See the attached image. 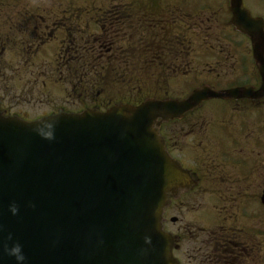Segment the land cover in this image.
<instances>
[{
	"label": "flooded vegetation",
	"instance_id": "flooded-vegetation-1",
	"mask_svg": "<svg viewBox=\"0 0 264 264\" xmlns=\"http://www.w3.org/2000/svg\"><path fill=\"white\" fill-rule=\"evenodd\" d=\"M43 1L38 14L28 7L22 14L4 13L0 5V42L16 43L0 45V110L6 113L12 108L8 93L26 103L34 91V105L49 107L36 117L77 112V50L93 63L131 69L135 79L141 70H154V84L165 71L184 69L190 86L261 85L252 38L264 33V0H93L92 12L81 15L76 0L59 8L58 0ZM51 42L59 65L40 56L21 61L23 52ZM193 56L208 61L193 70ZM32 75L45 80H30ZM214 102L222 105L217 114L208 107ZM162 136L189 177L164 213V228L179 237L173 250L179 264H264V94L203 102L165 124Z\"/></svg>",
	"mask_w": 264,
	"mask_h": 264
},
{
	"label": "water",
	"instance_id": "water-1",
	"mask_svg": "<svg viewBox=\"0 0 264 264\" xmlns=\"http://www.w3.org/2000/svg\"><path fill=\"white\" fill-rule=\"evenodd\" d=\"M263 92L264 80L256 94ZM239 93L252 92L204 86L181 101L149 99L34 122L0 114V264H14L5 243H19L26 264H176L161 213L185 176L167 155L159 125L202 100Z\"/></svg>",
	"mask_w": 264,
	"mask_h": 264
},
{
	"label": "rangeland",
	"instance_id": "rangeland-1",
	"mask_svg": "<svg viewBox=\"0 0 264 264\" xmlns=\"http://www.w3.org/2000/svg\"><path fill=\"white\" fill-rule=\"evenodd\" d=\"M261 8L264 10V7H261ZM35 51L36 50L33 49V52H35ZM45 51H48L50 53V55L45 58L46 60H44L43 63H55V58H54V54H53L54 45L49 44L47 50H45ZM25 57H26L27 61H29V59L34 60L37 57V54H34L31 56V54L28 53L27 55H25ZM196 58H197L196 56H193L194 64L192 67H193V70H195V69L200 70L201 66L203 64H206L208 59L206 61H203L202 62L203 64H202V63H200V61L198 62L196 60ZM212 58L213 57L209 58V60L212 61ZM46 67L47 66L45 65V68ZM29 74H31V73H29ZM28 78L30 80H32L33 76H29ZM202 78H206V77H202ZM210 78H212V77L210 76ZM208 81H213V80L210 79ZM29 86H31V82L28 84V87ZM186 88H189V87L184 85V76H177V77H175V79L173 81H171L170 89L167 90L166 93L171 97H181L186 92ZM36 93L37 92L34 91L32 96L31 95L26 96L24 94L27 104L24 102H21V101H17V99H23L24 100V97L22 98V97L18 96L19 95L18 93L12 92L10 95L8 94L10 104L12 105V108H10L11 113L16 112V113L26 114L29 116V118H34L37 115L48 112L49 107H40V106L34 105L33 98L35 97ZM80 101L89 103L90 99L88 98V99L77 100V104H79ZM221 107H222V105H220L217 102H214L210 105L209 110H211L214 114H217L216 113L217 110H219Z\"/></svg>",
	"mask_w": 264,
	"mask_h": 264
},
{
	"label": "trees",
	"instance_id": "trees-1",
	"mask_svg": "<svg viewBox=\"0 0 264 264\" xmlns=\"http://www.w3.org/2000/svg\"><path fill=\"white\" fill-rule=\"evenodd\" d=\"M78 13H81L78 11ZM80 21V20H79ZM98 22L104 23L102 20H97ZM90 55H87L85 53L79 54L77 52L76 56V62H80V66L84 69H87V73H94L97 76L105 75L108 73L111 77H118L126 74L124 71L118 68V66L115 63H109L108 65H103L102 63H93L90 58ZM98 56H102L101 54H98ZM125 87H135L134 84H124ZM147 88H142L141 93L142 94H148Z\"/></svg>",
	"mask_w": 264,
	"mask_h": 264
},
{
	"label": "clouds",
	"instance_id": "clouds-1",
	"mask_svg": "<svg viewBox=\"0 0 264 264\" xmlns=\"http://www.w3.org/2000/svg\"><path fill=\"white\" fill-rule=\"evenodd\" d=\"M48 138H52L51 134L48 135ZM9 211L12 215H16L18 208L15 205H10ZM7 239H11V236L9 235ZM3 251L5 256L12 258L14 264H26V256L23 252L22 246L19 243H13L11 247L5 243Z\"/></svg>",
	"mask_w": 264,
	"mask_h": 264
}]
</instances>
